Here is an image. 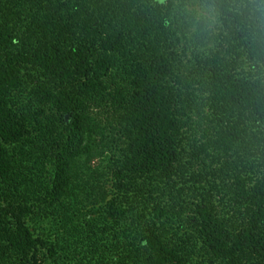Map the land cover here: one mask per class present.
Instances as JSON below:
<instances>
[{"label":"trees","instance_id":"16d2710c","mask_svg":"<svg viewBox=\"0 0 264 264\" xmlns=\"http://www.w3.org/2000/svg\"><path fill=\"white\" fill-rule=\"evenodd\" d=\"M167 18L161 0H0V264H43L45 243L27 224L34 204L16 194L26 182L21 172L16 176L14 154L42 153L50 143L48 111L70 121L52 186L44 190L52 203L61 193L88 94L110 111L123 134L121 170L172 175L180 119L171 60L159 51ZM225 26L264 69V43L251 41L231 21ZM223 78L231 106L264 124V77ZM240 133L230 126L227 136L237 141ZM258 140L264 144L262 129ZM234 189L244 206L240 216L224 219L206 203L196 204L192 238L166 234L157 205L151 217L144 207L110 204L101 227L90 228L89 221L74 227L79 235L89 227L78 236L85 255H92L89 264L94 258L97 264H264V173L236 177ZM107 252L110 259H104Z\"/></svg>","mask_w":264,"mask_h":264},{"label":"rangeland","instance_id":"374dc122","mask_svg":"<svg viewBox=\"0 0 264 264\" xmlns=\"http://www.w3.org/2000/svg\"><path fill=\"white\" fill-rule=\"evenodd\" d=\"M177 3L178 0H161L168 18L159 51L166 52L171 60L173 75L169 81L180 119L179 158L169 178L121 170L123 134L110 111L93 103L92 94L82 100L86 105L79 112L75 143L58 202L52 203L44 190L52 186L58 149L67 138L70 121H62L59 115L48 111L50 143L44 145L42 153L14 154L16 176L21 172L20 177L26 182L21 181L23 186L16 194L34 204L27 224L34 236L45 243L39 257L43 264H89L87 259L91 260L92 255H85L87 247L78 237L89 227L83 225L84 232L79 235L75 230L80 229L79 225L74 226L89 221L96 224L90 228L101 227L103 216L108 218L106 210L110 204L144 207L151 211V217L153 207H163L164 214L156 218L166 234H173L174 240L176 235L195 237L196 204L206 203L221 218H238L244 206L234 193V179H252L264 173V144L258 140L264 124L246 119L245 113L231 106L225 95V78L219 79L226 74L264 77V69L248 56L228 26L213 42H188L174 27V21L169 22ZM238 118L243 121L240 126L236 124ZM230 126L241 128L237 141L227 136ZM0 203L4 204L1 197ZM51 248L54 253L50 256L47 249ZM107 253L104 259L112 255ZM94 261L92 264H97Z\"/></svg>","mask_w":264,"mask_h":264},{"label":"clouds","instance_id":"9594fccd","mask_svg":"<svg viewBox=\"0 0 264 264\" xmlns=\"http://www.w3.org/2000/svg\"><path fill=\"white\" fill-rule=\"evenodd\" d=\"M173 21L192 44L213 42L228 21L246 29L251 41L264 43V0H178Z\"/></svg>","mask_w":264,"mask_h":264}]
</instances>
